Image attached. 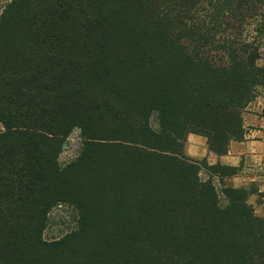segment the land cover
Masks as SVG:
<instances>
[{
  "label": "trees",
  "instance_id": "1",
  "mask_svg": "<svg viewBox=\"0 0 264 264\" xmlns=\"http://www.w3.org/2000/svg\"><path fill=\"white\" fill-rule=\"evenodd\" d=\"M262 46L264 0H13L0 18V264H264L253 193L225 185L237 169L186 153L190 135L218 157L245 140ZM76 130L80 153L62 166ZM59 207L74 228L46 240Z\"/></svg>",
  "mask_w": 264,
  "mask_h": 264
},
{
  "label": "rangeland",
  "instance_id": "2",
  "mask_svg": "<svg viewBox=\"0 0 264 264\" xmlns=\"http://www.w3.org/2000/svg\"><path fill=\"white\" fill-rule=\"evenodd\" d=\"M13 0H0V18L6 7ZM262 58L264 61V46H262ZM244 126L246 135L254 142L253 148L249 149L242 156V161L237 169V177L225 180L226 186L234 188H245L253 195L249 199L256 214L264 217V90H260L258 98L246 109L244 113ZM4 128L0 123V132ZM82 139L80 132L76 130L66 141L61 156L60 164L67 165L80 153ZM203 181L209 180L210 176L206 170L200 175ZM217 189L221 191L222 186L217 179L214 181ZM73 212L66 207H59L51 213L50 224L45 232V239L52 240L62 237L69 230L74 228Z\"/></svg>",
  "mask_w": 264,
  "mask_h": 264
},
{
  "label": "crops",
  "instance_id": "3",
  "mask_svg": "<svg viewBox=\"0 0 264 264\" xmlns=\"http://www.w3.org/2000/svg\"><path fill=\"white\" fill-rule=\"evenodd\" d=\"M254 142L247 137L243 142H234L230 145V150L227 156L218 157L209 152L207 139L195 135L188 137L186 153L195 161L207 160L210 165L220 164L222 166L239 167L242 156L249 149L253 148ZM239 178L234 177L233 180ZM234 187V186H231Z\"/></svg>",
  "mask_w": 264,
  "mask_h": 264
}]
</instances>
